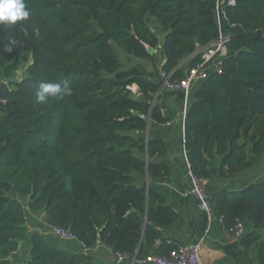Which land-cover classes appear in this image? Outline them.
Wrapping results in <instances>:
<instances>
[{"label": "trees", "instance_id": "obj_1", "mask_svg": "<svg viewBox=\"0 0 264 264\" xmlns=\"http://www.w3.org/2000/svg\"><path fill=\"white\" fill-rule=\"evenodd\" d=\"M235 1L25 0L29 19L0 24L4 75L19 68L24 52L32 56L27 75L0 100V264H13L10 253L30 233L21 197L32 211L45 208L47 222L72 231L85 248L102 242L143 258L177 246L162 230L179 213L151 185L171 174L158 161L167 155L165 140L147 135L150 122L168 120L160 72L124 64L118 49L150 60L160 49L161 67L176 80L201 60L199 47L220 32L229 36L223 72L190 94V170L205 182L218 158L221 177L264 161V0ZM64 82L71 95L37 102L40 83ZM210 203L229 234L238 220L253 223L241 242L247 252L260 241L264 264V177L215 191ZM27 264L95 263L35 232Z\"/></svg>", "mask_w": 264, "mask_h": 264}, {"label": "crops", "instance_id": "obj_2", "mask_svg": "<svg viewBox=\"0 0 264 264\" xmlns=\"http://www.w3.org/2000/svg\"><path fill=\"white\" fill-rule=\"evenodd\" d=\"M152 23L161 30V26L155 18H152ZM160 53V49L154 51V59L161 55ZM148 61L152 60L129 56L123 63L141 65L147 71H153V65L148 64ZM164 92L165 96L160 100V105L168 120L164 124L152 121L147 130V135L161 137L165 140L167 155L158 158V161L171 168L170 175L152 179L151 185L160 190L166 197V203L179 213L177 221L162 230L163 237L173 240L174 244H193L203 239L200 250L203 264H259L257 257L260 241L245 252L241 240H232L220 219L213 217L209 220L207 214L199 209L197 198L194 195L184 196L182 194L189 191L191 187L184 146L185 95L181 91L164 90ZM218 161L219 158L214 164L211 178L204 182L210 195L224 189L241 190L264 177V168L259 167L261 161L247 169L236 167L232 173L224 177L219 175ZM26 210L27 226L30 233L26 239L21 241L19 250L10 253L13 264H27L30 256L31 236L35 232H39L50 246L62 247L72 253L88 254L95 264H135L133 257L118 262L114 248L102 242L84 249L79 241L62 240L53 233V226L47 222L45 208L32 211L27 207ZM244 224L246 233L254 231L252 222L244 221Z\"/></svg>", "mask_w": 264, "mask_h": 264}, {"label": "built area", "instance_id": "obj_3", "mask_svg": "<svg viewBox=\"0 0 264 264\" xmlns=\"http://www.w3.org/2000/svg\"><path fill=\"white\" fill-rule=\"evenodd\" d=\"M227 1L230 5L236 4L235 0H222ZM220 3L217 4V12L219 15ZM229 36L220 32L219 37L212 41L209 45L199 47L196 54H201V60L195 65L186 69L184 75L180 79L172 80L171 74L167 73L162 67H160V83L161 89L170 91H181L184 93V118L187 113L189 98L192 90L199 85L202 81L207 79L212 73L221 74L223 72V62L225 56L228 54L227 42ZM185 142V139H184ZM185 158L189 166V176L191 187L189 191L183 192L184 196L189 194L194 195L198 201V207L201 211L205 212L211 220L213 210L211 206V195L206 190L204 182L190 170L189 161L185 150ZM53 233L62 240H76L79 241L77 236L70 231L62 227H52ZM245 224L243 220H238L234 231L230 234L232 240H241L245 235ZM82 247L85 249V244L79 241ZM203 239L194 242L193 244H177L167 254H158L156 252L150 253L143 258H134L135 264H203L200 250ZM167 244L174 245V241L167 239ZM118 262H123L126 258L131 257L129 254L115 251Z\"/></svg>", "mask_w": 264, "mask_h": 264}, {"label": "clouds", "instance_id": "obj_4", "mask_svg": "<svg viewBox=\"0 0 264 264\" xmlns=\"http://www.w3.org/2000/svg\"><path fill=\"white\" fill-rule=\"evenodd\" d=\"M31 11L26 7L25 0H0V24L15 25L18 21L29 19ZM15 43V42H13ZM5 50L11 51V47ZM71 95V88L64 82L61 83H40L36 92V100L39 103H47L49 98L62 99Z\"/></svg>", "mask_w": 264, "mask_h": 264}, {"label": "rangeland", "instance_id": "obj_5", "mask_svg": "<svg viewBox=\"0 0 264 264\" xmlns=\"http://www.w3.org/2000/svg\"><path fill=\"white\" fill-rule=\"evenodd\" d=\"M118 52L121 54V60L122 62L126 61L129 56L135 57L134 55H130L127 53L122 52L121 50L118 49ZM161 54V53H160ZM32 61V56L29 52H24L21 57V64L19 68L11 75V77L7 78L4 75V68L0 66V87L3 82L7 83L9 87H13L15 83L19 80H21L23 77L27 75V69L29 64ZM163 62V57L162 55H158L156 59H153L152 61H148V64L153 65V71L160 72V67ZM149 65V66H150ZM151 67V66H150ZM260 168H264V161H261L259 163ZM12 194H15L12 192ZM26 209H27V203H28V197H21Z\"/></svg>", "mask_w": 264, "mask_h": 264}, {"label": "water", "instance_id": "obj_6", "mask_svg": "<svg viewBox=\"0 0 264 264\" xmlns=\"http://www.w3.org/2000/svg\"><path fill=\"white\" fill-rule=\"evenodd\" d=\"M10 90L11 88L9 87L7 83L3 82L1 84V87H0V100L1 101H4L6 99L7 94ZM134 258H136V256Z\"/></svg>", "mask_w": 264, "mask_h": 264}]
</instances>
